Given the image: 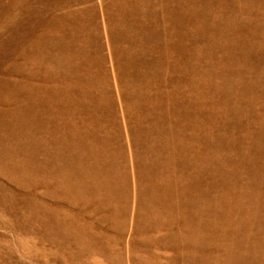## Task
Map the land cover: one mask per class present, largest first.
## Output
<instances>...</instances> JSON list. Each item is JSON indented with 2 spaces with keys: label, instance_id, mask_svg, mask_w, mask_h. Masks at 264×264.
I'll list each match as a JSON object with an SVG mask.
<instances>
[{
  "label": "bare ground",
  "instance_id": "6f19581e",
  "mask_svg": "<svg viewBox=\"0 0 264 264\" xmlns=\"http://www.w3.org/2000/svg\"><path fill=\"white\" fill-rule=\"evenodd\" d=\"M212 1L62 0L61 14H50L41 33L31 27L14 36V46L0 47V71L22 76L0 80V175L109 214L114 227L131 191L132 230L161 233L164 246L180 253L171 264H264V192L256 194L264 178L251 181L250 172L251 183L230 181L223 136L206 133L211 115L235 112L215 109L203 68L193 66L228 5ZM99 24L107 26L106 42ZM61 224L52 226L56 233L65 231Z\"/></svg>",
  "mask_w": 264,
  "mask_h": 264
},
{
  "label": "rangeland",
  "instance_id": "374dc122",
  "mask_svg": "<svg viewBox=\"0 0 264 264\" xmlns=\"http://www.w3.org/2000/svg\"><path fill=\"white\" fill-rule=\"evenodd\" d=\"M59 1L62 0H0V47L4 46L5 50L14 46L13 44L18 42L14 36L25 33L31 27L36 30L35 27L39 26L37 31L41 33L43 21H46L50 14H61ZM92 1L97 3V0ZM241 1L226 0L228 5L224 8L225 15L219 24L212 25L214 30L207 35L206 42L199 39L190 41L203 42L207 49L204 47V52L197 53L200 57L194 59L193 66L196 70L203 68L201 73L205 75L203 77H207L205 88L209 100L216 101L215 109H218V106H228L235 111L227 116L220 115V112L215 113V116L210 114L213 118L207 120V129L211 130L206 133L211 136L216 133L223 136L222 158L226 160L224 168L227 178L238 182L237 185L250 181V172L256 175L251 181L264 178V0H252L249 3ZM213 4L215 5L214 2ZM203 5L206 6L207 3ZM73 7L71 10H79L78 8L83 6ZM215 9L213 5L205 9V17L208 20L213 19ZM99 14L103 20V12L100 11ZM99 26L101 42H106L104 27L107 26ZM3 40L6 42L3 43ZM110 64L109 60H106L116 107L115 120L119 127L121 126L119 129L122 130V143L126 145L128 167L125 169L131 185L133 178L128 160V139L123 131L119 101L115 102L118 100V94L111 76ZM9 65V61L5 60L3 67L8 68ZM15 78L21 80L22 76L17 77L5 69L0 71L2 81ZM201 83L203 85L204 80ZM149 84L151 86L153 81ZM211 106L209 102L207 107ZM244 158L246 160L243 161ZM41 190L43 189L37 185L32 187L14 184L0 175V264H171L174 257L180 254L164 246L161 233L144 234L132 230L134 203L131 191L128 192L125 215L118 227H114L109 223V214L97 213L92 208L81 207L77 200L69 202L63 197L52 195V191L45 193ZM263 192L258 190L256 194L263 196ZM32 204L38 206V210L34 209ZM57 222L64 224L65 231H54L52 226Z\"/></svg>",
  "mask_w": 264,
  "mask_h": 264
}]
</instances>
